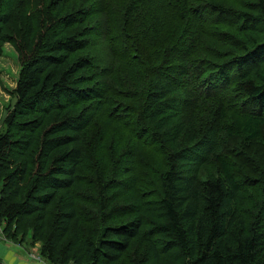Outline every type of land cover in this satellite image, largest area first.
Listing matches in <instances>:
<instances>
[{
	"label": "trees",
	"instance_id": "16d2710c",
	"mask_svg": "<svg viewBox=\"0 0 264 264\" xmlns=\"http://www.w3.org/2000/svg\"><path fill=\"white\" fill-rule=\"evenodd\" d=\"M32 1L0 0L2 235L50 264H264V0Z\"/></svg>",
	"mask_w": 264,
	"mask_h": 264
},
{
	"label": "rangeland",
	"instance_id": "374dc122",
	"mask_svg": "<svg viewBox=\"0 0 264 264\" xmlns=\"http://www.w3.org/2000/svg\"><path fill=\"white\" fill-rule=\"evenodd\" d=\"M4 6L5 10H11L15 9L16 7H21V6H26L27 5V11L29 13H32V11L35 8V3L32 0H24V3L20 2V0H4L2 3ZM93 4L95 5V2L93 0ZM170 14H172L170 12ZM174 14V13H173ZM92 45L95 52V55L100 56V57H106L105 56V50H102L103 46L101 43V40L98 38H93L92 39ZM125 69V68H124ZM18 73H19V63L17 59V53L14 49V47L9 44V43H3L1 44L0 47V132L3 130L4 126V119L8 114V111L13 108L15 104V99L13 97V90L16 87V82L18 78ZM112 135L109 134V136L105 139L107 142H112ZM86 139L87 141L90 140V136L86 134ZM86 140H84L85 142ZM91 142V141H88ZM78 143H80L78 141ZM90 144V143H89ZM124 145V141L118 145L114 144V147L119 150L122 148ZM85 150V155L86 151ZM5 224L1 223L0 224V263L1 264H9L15 257L18 255H23L20 256L22 259H24V253L28 255L34 254V255H39V246L38 243L32 244L31 239L33 238V233L31 230H28L25 232L26 236L25 238L18 239L13 241L12 238L7 237L5 235H2V231L4 230ZM12 230H16V227L14 226ZM17 233V232H16ZM12 253H8V252ZM23 251V252H22ZM37 256V257H39ZM41 257V256H40ZM11 259V260H7ZM32 260V259H31ZM36 262H40L39 260H32ZM42 261H45L42 259ZM20 263V261H19ZM43 264H50L49 262L43 263Z\"/></svg>",
	"mask_w": 264,
	"mask_h": 264
},
{
	"label": "crops",
	"instance_id": "0c3cea01",
	"mask_svg": "<svg viewBox=\"0 0 264 264\" xmlns=\"http://www.w3.org/2000/svg\"><path fill=\"white\" fill-rule=\"evenodd\" d=\"M23 252V251H22ZM8 253H12V252H8ZM24 253V259H22L20 256L23 255H18L17 257H15L11 262H9V264H43L45 263V261H41V262H34L31 259L28 258V255ZM7 260H11V259H7ZM20 261V263H19Z\"/></svg>",
	"mask_w": 264,
	"mask_h": 264
},
{
	"label": "built area",
	"instance_id": "2783aa9c",
	"mask_svg": "<svg viewBox=\"0 0 264 264\" xmlns=\"http://www.w3.org/2000/svg\"><path fill=\"white\" fill-rule=\"evenodd\" d=\"M37 256H39V255H34V254H31V255H29V257L32 259V260H34V259H36V260H39L40 262L42 261V257H37Z\"/></svg>",
	"mask_w": 264,
	"mask_h": 264
},
{
	"label": "bare ground",
	"instance_id": "6f19581e",
	"mask_svg": "<svg viewBox=\"0 0 264 264\" xmlns=\"http://www.w3.org/2000/svg\"><path fill=\"white\" fill-rule=\"evenodd\" d=\"M218 38H219V37H218ZM220 42H221V41H220ZM224 43H226V42H224ZM225 46H226V45H225ZM219 47H220V46H219ZM219 47H217V49H219ZM222 49H223V47H222ZM230 49H231V48H230ZM223 52H224V50H223ZM225 52H226V51H225ZM228 52H229V50H228ZM218 54H219V53H218ZM228 54H231V55L233 56L234 53L232 54V52H231V53L229 52ZM231 55H230V56H231ZM226 56H227V55H225V57H226ZM226 59H227V58H226Z\"/></svg>",
	"mask_w": 264,
	"mask_h": 264
}]
</instances>
